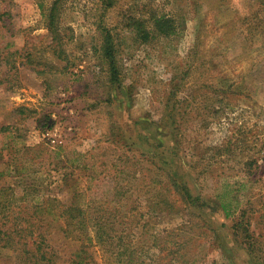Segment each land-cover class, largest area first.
<instances>
[{"label":"rangeland","instance_id":"374dc122","mask_svg":"<svg viewBox=\"0 0 264 264\" xmlns=\"http://www.w3.org/2000/svg\"><path fill=\"white\" fill-rule=\"evenodd\" d=\"M53 1L0 0V186L110 216L101 264H264V0H66L63 60Z\"/></svg>","mask_w":264,"mask_h":264},{"label":"trees","instance_id":"16d2710c","mask_svg":"<svg viewBox=\"0 0 264 264\" xmlns=\"http://www.w3.org/2000/svg\"><path fill=\"white\" fill-rule=\"evenodd\" d=\"M65 4L66 0H54L46 15L50 49L59 60H63L64 45L71 39L61 32V12ZM154 22L165 35L173 33L172 22L167 16H156ZM106 44L114 72L109 36ZM21 191L16 195L11 188L0 186V250L10 252L17 264H101L95 257L92 244L113 245L111 233L114 223L110 216L100 215L90 202L45 198V190L41 186L28 184ZM216 198L225 216L236 210L230 209L221 195ZM61 237L74 243V249L67 256H62L59 245L53 244ZM114 255L120 257L122 254L118 250Z\"/></svg>","mask_w":264,"mask_h":264}]
</instances>
